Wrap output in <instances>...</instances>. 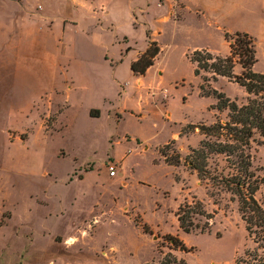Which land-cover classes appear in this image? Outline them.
<instances>
[{"label":"rangeland","instance_id":"1","mask_svg":"<svg viewBox=\"0 0 264 264\" xmlns=\"http://www.w3.org/2000/svg\"><path fill=\"white\" fill-rule=\"evenodd\" d=\"M256 1L249 22L240 16L243 25L235 22L225 27H243L252 34L257 59L253 70L264 73V9ZM191 43L207 45L214 55H229L227 44L221 48L217 39L180 35L159 57L163 84L147 87L157 109L139 98L137 87L127 86L126 102L111 104L118 108L116 112L89 120L71 108L60 114L53 107L51 111L41 109L45 100L42 88L26 87L18 77L0 85V202L5 200L15 222L25 209L31 210L30 216L38 223L33 226V244L25 256L28 264H109L112 249L103 243L116 247L112 264H174L173 259L175 264H236L247 258L245 253H254L256 246L245 231L236 200L210 181L198 180L186 162L190 149L202 138L198 126L225 118V113L211 109L214 97H201L199 86L206 91L214 88L239 105L246 103L248 95L227 78L214 79L205 72L195 77L190 62L195 50H187ZM241 71L237 64L235 75ZM114 147H119L120 163ZM176 156H180L179 165H169ZM251 157L252 171L260 182L254 196L264 206V137L256 135ZM208 164L211 172L222 166L218 158ZM109 165L115 166L113 177L123 185L109 188L105 179ZM74 169L77 172L72 173ZM86 172L95 188L89 180L68 184L69 178ZM55 185L62 186L64 193V209L57 217L55 212L48 216L55 208L54 197L48 198L55 193ZM35 196L48 198L47 204L36 203ZM195 203L211 218L195 216L192 222L197 229L186 234L175 215L179 206ZM54 220L62 222L53 224L60 245L42 233ZM169 238L187 249H179ZM94 247L95 254L91 252ZM256 254L264 262V253Z\"/></svg>","mask_w":264,"mask_h":264},{"label":"crops","instance_id":"2","mask_svg":"<svg viewBox=\"0 0 264 264\" xmlns=\"http://www.w3.org/2000/svg\"><path fill=\"white\" fill-rule=\"evenodd\" d=\"M258 5L264 9V0H259ZM256 7V0H0V85L18 77L26 87L42 88L45 100L41 109L51 111L53 107L60 114L71 108L89 120L98 121L116 112L118 108L113 109L111 104L126 102L127 86L137 87L141 92L139 98L156 108L147 87L163 84V69L158 65L162 52L180 35L217 39L221 48L228 46L224 39L226 33L250 36L243 27L225 26L235 22L243 25L245 18L249 22ZM240 16L244 18L242 21ZM149 43H154L159 53L143 75L135 74L131 65L148 49ZM187 50L213 49L191 43ZM92 111L97 113L91 115ZM134 140L141 142L131 139ZM117 143L126 148L130 145V141L127 146ZM113 150L120 163L119 147ZM88 175V172L78 173L69 178L68 184L81 185L89 180L95 188V182ZM105 179L109 188L124 184L113 176ZM54 189L55 193L48 198L54 197L55 208L48 216L55 212L57 217L58 211L62 215L64 209V193L62 186L55 185ZM36 197V203L47 204L48 198ZM4 202H0V264H28L25 256L33 244V226L38 223L30 216L31 210L25 209L15 222V214ZM54 223L62 225L54 220L45 228L42 226V233L60 245ZM103 244L114 250L110 251L109 264H112L116 247L112 243ZM93 249L91 252L95 254Z\"/></svg>","mask_w":264,"mask_h":264},{"label":"trees","instance_id":"3","mask_svg":"<svg viewBox=\"0 0 264 264\" xmlns=\"http://www.w3.org/2000/svg\"><path fill=\"white\" fill-rule=\"evenodd\" d=\"M228 43L229 55H214L207 50H195L190 62L194 65L193 75L200 77L201 72L211 73L213 78H227L242 87L248 95L245 104L239 105L230 100L223 93L214 88L207 91L203 85L199 86L201 97L216 99L215 109L225 113L224 120L217 118L212 124H200L199 134L201 140L196 148L190 149L186 162L196 173L198 180L210 181L213 185L228 192L237 202V209L245 231L253 240L256 249L245 253L247 258L239 260L236 264H264L257 257V252L264 253V206L256 199L255 193L260 182L252 171L251 145L256 135L264 137V73L255 72L253 67L257 61L255 40L246 33L224 35ZM159 48L154 43H149L148 49L132 63L133 73L143 75L153 65ZM240 65L242 71L235 75L234 68ZM214 78V79H215ZM204 80V79H203ZM96 111H92L94 115ZM97 113V112H96ZM218 158L222 166L209 170V161ZM180 156L169 165H179ZM179 228L186 234L197 229L193 224L195 216L210 219L205 214L200 204L191 206L183 204L176 212ZM208 228V224L200 229L201 232ZM144 233L146 229L143 228ZM181 250L187 248L176 239L169 238ZM172 262L175 264L176 260Z\"/></svg>","mask_w":264,"mask_h":264},{"label":"built area","instance_id":"4","mask_svg":"<svg viewBox=\"0 0 264 264\" xmlns=\"http://www.w3.org/2000/svg\"><path fill=\"white\" fill-rule=\"evenodd\" d=\"M107 169H108V175L110 177L115 175V166L114 165H109Z\"/></svg>","mask_w":264,"mask_h":264}]
</instances>
